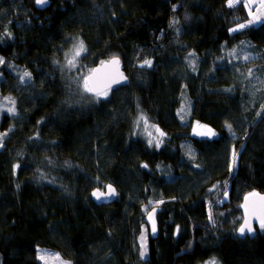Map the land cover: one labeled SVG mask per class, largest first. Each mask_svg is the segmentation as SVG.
<instances>
[{
	"label": "trees",
	"instance_id": "1",
	"mask_svg": "<svg viewBox=\"0 0 264 264\" xmlns=\"http://www.w3.org/2000/svg\"><path fill=\"white\" fill-rule=\"evenodd\" d=\"M245 5L0 0V93L15 101L0 122V264H41L39 247L71 264H264V231L239 232L244 198L264 192V62L261 84L242 82L245 64L217 62L243 40L264 48V16L247 24ZM74 36L91 71L117 57L128 82L82 95L61 66ZM141 114L164 134L159 147L139 135ZM193 120L216 135L195 136ZM109 183L116 200L96 205L90 192ZM152 200L163 202L142 260Z\"/></svg>",
	"mask_w": 264,
	"mask_h": 264
},
{
	"label": "rangeland",
	"instance_id": "2",
	"mask_svg": "<svg viewBox=\"0 0 264 264\" xmlns=\"http://www.w3.org/2000/svg\"><path fill=\"white\" fill-rule=\"evenodd\" d=\"M246 4L248 5L247 9H248V14H249L250 20H253L255 18V16H257V15H259L261 17L260 21L253 23V24H259L262 20V16H264V7H261L260 0H246ZM252 6L254 7V9L251 11ZM261 12H262V14H261ZM247 24H249V22ZM249 25H251V24H249ZM78 41H83V40L79 36H74V37H71L67 41V45L65 46V47H67V50L62 57L63 61H62L61 66L63 68L66 67V53H70V50L73 49V46ZM84 46H85V43H84ZM85 49L87 50L86 46H85ZM226 49L227 48H224L223 50H221V55H220V58L217 60V62H219V63L227 62L228 64H230L232 66H234L235 63H237V64L240 63L241 65L245 64L243 66H246V68H243L242 70L240 68V71H241L240 77L243 79L242 82L243 81L246 82V80H249L251 82L250 84H253V82H255V81L259 82L260 84L262 83L260 81L261 78H260L259 73L261 72L260 68L263 67L262 63L264 62V48L262 49V48L256 46L255 44L250 43L249 41L243 40L240 44L234 45L233 47H231V49H227V50ZM233 50H235V51H233ZM85 53H86V51L81 53L80 57L77 58L76 66L74 68H71V70L73 69V71H75L72 74V76H73V79H75V81L77 82L79 89H81L80 91H81L82 95L88 96V94L84 93L83 89H82L83 77L88 76V74L91 71V69L87 65L89 57L88 56L86 57ZM244 56H248L249 59L248 60L243 59ZM0 58H3V57L0 55ZM3 60H4V58H3ZM5 63H6V61L4 60V63H0V67ZM67 69H69V68H67ZM249 69H251V75H249ZM67 73L70 74V72H68V71H67ZM2 77H3V75L0 72V80L2 79ZM243 86L245 88L247 87V85H243ZM4 98L5 97L1 96V93H0V104L4 105L3 108H0V122H1V119L4 115L3 113L8 112L7 109L10 107H13V105L11 103L5 102ZM180 106L181 107L179 110V115L184 120H188L190 117L191 106H190V103L186 97L184 98V100ZM14 107H15V105H14ZM182 108H183V111H181ZM146 120H147V126L145 125L144 121H140L139 125L136 124V129H138L139 135L144 140H146L147 142L149 141L150 138H154L152 145L155 146L156 143L159 142V146H160V144H162V139H161V136L159 135V133L156 131V129H158V128H156L154 126V124L151 121H149V119L146 118ZM191 127H192L191 131H192V133L195 134V136L202 138V139L203 138H213L212 135H198L197 134L200 132H206L208 129H211L209 126H206L204 124H200V123H198V121L193 120L191 123ZM159 132H161V131L159 130ZM212 132H214V131L212 130ZM149 133L152 134L151 137L149 136ZM2 134H4V133H2L0 131V147H1L2 139L4 137ZM215 135H216V133H215ZM218 184H219V182H216V186H218ZM102 188H104V186ZM227 196H228V194H226V195L224 194L222 200H227ZM151 202H152L151 205H149V202L144 205L142 214L143 213L147 214L149 210H151L153 207H156L160 204L159 202H157L155 200H152ZM257 229L264 231V229H261L259 226H257ZM150 234H151L150 225H148V223L146 221V223L143 224L142 231L140 232V235H139L140 236V238H139L140 253H141L142 235H143V242L147 248V251H146L145 255L142 257V260L148 258L147 257L148 252H149L148 241H149ZM37 251H38V253H37L38 260H39V262H41V264H60V261H57L54 259L55 254H58L56 251H53L49 248L46 249V248H40V247H39V249H37ZM40 256H45V260L39 259ZM59 257H60V260L66 262V264H71V262L63 259L60 255H59ZM140 257H141V254H140Z\"/></svg>",
	"mask_w": 264,
	"mask_h": 264
},
{
	"label": "snow or ice",
	"instance_id": "3",
	"mask_svg": "<svg viewBox=\"0 0 264 264\" xmlns=\"http://www.w3.org/2000/svg\"><path fill=\"white\" fill-rule=\"evenodd\" d=\"M236 2H238V0H227V4L229 7H232L234 5V3H236ZM36 3L38 5H44L47 3V0H36ZM260 3H261V7H264V0H260ZM173 7L175 8V6H173ZM245 7H248V5H245ZM260 19H261V17L259 15H257V16H255V18L253 20L249 21V24L256 23L257 21H260ZM245 27H247V25L241 24L238 26V28L230 29L229 31L235 32V31H238L239 29H243ZM85 51H86V49H85L83 41H78L73 46V49L70 50V53H66V67L69 69L74 68L76 66L77 58L80 57L81 53H83ZM233 51H235V50H233ZM192 55H194V54L189 53V56H192ZM243 59L248 60L249 57L244 56ZM0 63H4L3 58H0ZM101 63L103 65L105 62L102 61ZM107 63L115 66L117 71H118V66H119V59L118 58L113 57ZM151 64H152V62L150 60H144L143 63L141 64V67H144V66L151 67ZM99 72H100L99 69H94L93 75H88V76L83 77V84H82L83 92L84 93H90V94L94 95L96 98L107 97L109 89L112 87V85L118 84V83H120V80L125 79L122 76V74L120 76V79L114 78L109 73H105L103 75H96ZM249 75H251V69H249ZM25 78L30 79V73H28L27 71H25L23 73V75L20 76V80L22 82H25ZM4 100H5V102L11 103L13 105V107L8 108L7 111L11 114H14L15 113V109H14L15 101L12 100L10 97H5ZM3 107H4V105L0 104V108H3ZM262 107H264V106H262ZM181 111H183V108L181 109ZM258 115H261V113H258ZM140 121H144L145 125L147 126V120L142 114L136 121L137 125H139ZM226 127L231 132V129H232L231 124H226ZM156 131L159 133L160 136L164 135L162 132H159V129H156ZM197 134L198 135H212V136L215 135V133L212 132L211 129H208L206 132H200ZM149 136L151 137L152 134L149 133ZM153 139L154 138L149 139V141H148L149 146H152ZM155 146L159 147V142H157ZM235 156H236V152L233 151V164H235ZM143 167H147V165H143ZM106 188H107V192H102L100 190H96L92 193V196L95 197L97 200H100L102 197L115 196L116 195L115 189L112 187V185H106ZM225 195H226V193H225ZM251 195H256V194L253 193ZM245 199L247 200L248 198L246 197ZM162 202L163 201H160L159 203H162ZM260 202L261 203H260L258 209H254L252 212L248 211L247 204L241 206V207L245 208V212H246V217L244 219V222L239 228V232L241 235H244L246 232L247 233L253 232V230H254L253 229V219L258 221L259 227L261 229H264V197H260ZM151 204H152V202L149 201V205H151ZM154 212H155V208L153 209V211L151 213H149V220L152 221L153 232H155V221L153 219ZM209 219L210 220L212 219L211 215L209 216ZM141 240H142V242H141V253L140 254H141V257H143L147 251L146 245L143 242V235H142ZM39 259L45 260V256H40ZM54 259L57 261H60V264H66V262L60 260L59 254H55ZM205 264H217V262H216L215 258H213L209 261H206Z\"/></svg>",
	"mask_w": 264,
	"mask_h": 264
},
{
	"label": "water",
	"instance_id": "4",
	"mask_svg": "<svg viewBox=\"0 0 264 264\" xmlns=\"http://www.w3.org/2000/svg\"><path fill=\"white\" fill-rule=\"evenodd\" d=\"M117 58V57H116ZM119 59V58H118ZM111 59H109V60H105L104 62V64L102 65V63L101 64H98V65H96V66H94V68H93V70L94 69H99L100 70V72L99 73H97L96 75H103V74H105V73H109V74H111L114 78H116V79H120V76H121V74H122V76L125 78V79H122V80H120V83H118V84H113L112 86H117V85H123V84H126L127 82H128V80H129V76H127V74H125V72H124V66H122V63H121V61H120V59H119V66H118V71H117V69H116V67L115 66H113V65H111V64H108L107 62L108 61H110ZM93 70L88 74V75H93ZM108 185H112V187L115 189V192H116V195L115 196H106V197H102L100 200H97L95 197H93L92 196V193L94 192V191H96V190H100V191H102V192H107V188H106V186L103 188V189H101V188H95V189H93L91 192H90V196L92 197V199H93V201L95 202V204L96 205H99V204H110V202H113L114 200H116V198H117V196H118V194H117V190H116V187H115V185L114 184H111V183H109ZM253 193H255L256 195H251V194H253ZM248 198L247 200L245 199V198ZM245 198H244V201L242 202V205H245V204H247V206H248V211L249 212H252L254 209H258V207H259V205H260V197H264V192H252V193H250V194H248L247 196H246ZM241 205V206H242ZM154 209V208H153ZM153 209L149 212V213H151L152 211H153ZM241 210L243 211V222H244V219H245V217H246V212H245V208L244 207H241ZM149 213H148V215H147V217H146V221H147V223H148V225H150V229H151V235H154V234H156V232H157V224H156V208H155V212H154V216H153V219H154V221H155V232H153V230H152V221L151 220H149ZM243 224V223H242ZM254 224H256V225H259V223H258V221H256L255 219H253V226H254ZM247 233V232H246Z\"/></svg>",
	"mask_w": 264,
	"mask_h": 264
}]
</instances>
